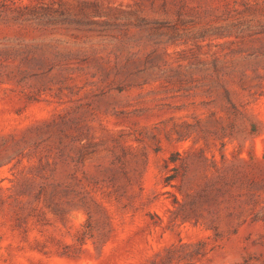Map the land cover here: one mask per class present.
Returning a JSON list of instances; mask_svg holds the SVG:
<instances>
[{
    "label": "rangeland",
    "instance_id": "1",
    "mask_svg": "<svg viewBox=\"0 0 264 264\" xmlns=\"http://www.w3.org/2000/svg\"><path fill=\"white\" fill-rule=\"evenodd\" d=\"M13 3L0 19V264H150L181 243L203 264L264 256V225L248 216L232 232L220 189L227 173L249 191L264 158V31L217 38L203 15L188 30V0ZM33 13L44 21L23 20ZM29 128L43 145L66 131L62 169L86 202L16 220V174L38 159L13 158Z\"/></svg>",
    "mask_w": 264,
    "mask_h": 264
},
{
    "label": "trees",
    "instance_id": "2",
    "mask_svg": "<svg viewBox=\"0 0 264 264\" xmlns=\"http://www.w3.org/2000/svg\"><path fill=\"white\" fill-rule=\"evenodd\" d=\"M258 1L255 0H188V30L197 27L202 22V15L205 22L204 26L207 31H211L210 36L224 37L234 36L242 38L247 35H252L257 32L264 31V10L258 13ZM13 0H3L0 6V19H3L1 7H5L7 14L13 13ZM37 9V8H36ZM203 10V11H202ZM18 12V11H17ZM196 12V13H194ZM19 15H12V18L18 20L24 13L19 11ZM23 20L29 21H44L42 14L34 15ZM261 14V15H260ZM26 16V15H25ZM261 16V17H259ZM189 40V39H188ZM33 129H28L21 139L15 141V153L13 158H17V163H22L27 157H38L37 162L30 164V168L26 171L20 170L16 174L14 189L16 191L14 199V214L16 220L33 216L40 220L39 202L43 203L51 211L55 213H64L66 208L72 206L78 200L86 202L90 191L85 189L83 197L76 198L75 195L81 186V178L77 172L66 173L62 169V156L67 146L65 139L66 131L62 130L57 140L51 142L48 139L46 145L40 142H32L29 135ZM86 146L80 148L83 156ZM80 159V158H79ZM75 159H73L74 161ZM252 166L254 168L253 176L251 177V188L249 191H244L242 187L238 194L232 192V184L229 182L227 173L221 175L220 189L221 193L230 191L231 197L234 200L232 205H229L230 216L236 220V225L232 232H236L238 227L246 222L250 216L252 222H260L264 225V158H252ZM86 178L88 179L87 175ZM81 195V193H80ZM200 194H194L191 204L196 206ZM219 198L217 196L216 200ZM222 202L217 201L215 205L218 210L221 208ZM216 208H210L212 210ZM210 212V210L208 209ZM245 216V217H243ZM200 218L197 217L195 223H199ZM208 228L218 231L220 224L216 221H206ZM219 233V232H218ZM186 244L173 245L162 254H159L150 264H203L195 257L200 253V245L188 243V256L182 253V248ZM230 264H264L263 255H248L240 262Z\"/></svg>",
    "mask_w": 264,
    "mask_h": 264
}]
</instances>
